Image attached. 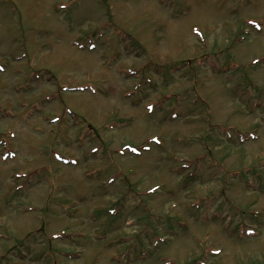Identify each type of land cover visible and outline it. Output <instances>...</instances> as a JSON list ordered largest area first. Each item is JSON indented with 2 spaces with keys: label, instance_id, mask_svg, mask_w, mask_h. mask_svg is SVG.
Listing matches in <instances>:
<instances>
[{
  "label": "rangeland",
  "instance_id": "rangeland-1",
  "mask_svg": "<svg viewBox=\"0 0 264 264\" xmlns=\"http://www.w3.org/2000/svg\"><path fill=\"white\" fill-rule=\"evenodd\" d=\"M0 66V264H264V0H0Z\"/></svg>",
  "mask_w": 264,
  "mask_h": 264
}]
</instances>
